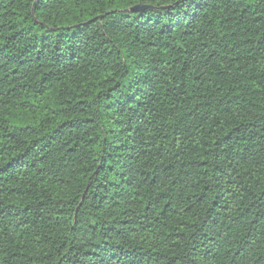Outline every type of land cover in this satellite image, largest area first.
<instances>
[{
	"label": "trees",
	"instance_id": "1",
	"mask_svg": "<svg viewBox=\"0 0 264 264\" xmlns=\"http://www.w3.org/2000/svg\"><path fill=\"white\" fill-rule=\"evenodd\" d=\"M0 264H264V0H0Z\"/></svg>",
	"mask_w": 264,
	"mask_h": 264
}]
</instances>
